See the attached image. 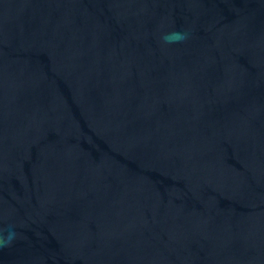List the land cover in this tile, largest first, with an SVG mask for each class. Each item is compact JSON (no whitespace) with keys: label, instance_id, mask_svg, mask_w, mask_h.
<instances>
[{"label":"water","instance_id":"95a60500","mask_svg":"<svg viewBox=\"0 0 264 264\" xmlns=\"http://www.w3.org/2000/svg\"><path fill=\"white\" fill-rule=\"evenodd\" d=\"M10 225L0 264H264V0H0Z\"/></svg>","mask_w":264,"mask_h":264},{"label":"clouds","instance_id":"9594fccd","mask_svg":"<svg viewBox=\"0 0 264 264\" xmlns=\"http://www.w3.org/2000/svg\"><path fill=\"white\" fill-rule=\"evenodd\" d=\"M189 38V32L182 30H172L162 35V40L166 44L180 43ZM17 230L14 225H10L6 230H0V248L12 244L17 238Z\"/></svg>","mask_w":264,"mask_h":264}]
</instances>
